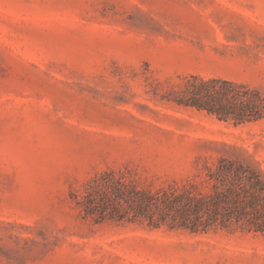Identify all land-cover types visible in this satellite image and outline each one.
I'll list each match as a JSON object with an SVG mask.
<instances>
[{
  "label": "rangeland",
  "instance_id": "374dc122",
  "mask_svg": "<svg viewBox=\"0 0 264 264\" xmlns=\"http://www.w3.org/2000/svg\"><path fill=\"white\" fill-rule=\"evenodd\" d=\"M191 74L264 92V0H0V264H264V235L94 224V174L160 186L242 146L234 126L162 101Z\"/></svg>",
  "mask_w": 264,
  "mask_h": 264
},
{
  "label": "trees",
  "instance_id": "16d2710c",
  "mask_svg": "<svg viewBox=\"0 0 264 264\" xmlns=\"http://www.w3.org/2000/svg\"><path fill=\"white\" fill-rule=\"evenodd\" d=\"M162 101L206 112L239 126L264 119V92L246 83L191 74ZM225 154L205 161L202 172L165 185L143 184L130 170L107 169L72 191L70 198L94 224H137L194 234L226 230L264 235V166L242 146L225 142Z\"/></svg>",
  "mask_w": 264,
  "mask_h": 264
}]
</instances>
